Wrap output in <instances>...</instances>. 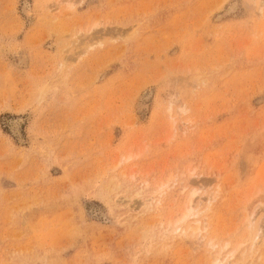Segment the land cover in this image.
<instances>
[{"label":"rangeland","instance_id":"obj_1","mask_svg":"<svg viewBox=\"0 0 264 264\" xmlns=\"http://www.w3.org/2000/svg\"><path fill=\"white\" fill-rule=\"evenodd\" d=\"M0 264H264V0H0Z\"/></svg>","mask_w":264,"mask_h":264},{"label":"bare ground","instance_id":"obj_2","mask_svg":"<svg viewBox=\"0 0 264 264\" xmlns=\"http://www.w3.org/2000/svg\"><path fill=\"white\" fill-rule=\"evenodd\" d=\"M23 4H24V2H23ZM25 6V5H24ZM24 6H22V7H24ZM28 7V6H27ZM26 8V7H25ZM24 9V8H23ZM22 9V10H23ZM28 9V8H27ZM27 9H25V10H23V11H26ZM28 13V12H27ZM26 13V14H27ZM26 16V15H25ZM27 17H29V16H27ZM17 128V127H16ZM16 130V129H15ZM18 131V130H17ZM191 201V197H188V199H187V202L189 203ZM188 208V214H190V207H187ZM186 215H187V212H184L183 213V216H182V219L183 218H185L186 217ZM219 262H221V261H219Z\"/></svg>","mask_w":264,"mask_h":264}]
</instances>
